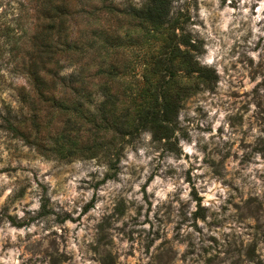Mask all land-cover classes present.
<instances>
[{"label":"clouds","instance_id":"obj_1","mask_svg":"<svg viewBox=\"0 0 264 264\" xmlns=\"http://www.w3.org/2000/svg\"><path fill=\"white\" fill-rule=\"evenodd\" d=\"M0 264H264V0H0Z\"/></svg>","mask_w":264,"mask_h":264},{"label":"trees","instance_id":"obj_2","mask_svg":"<svg viewBox=\"0 0 264 264\" xmlns=\"http://www.w3.org/2000/svg\"><path fill=\"white\" fill-rule=\"evenodd\" d=\"M52 27H53L52 25H48V28H52ZM33 75L35 76V71L33 72ZM37 81H38V83H42L39 80V77H37ZM170 108H171V102L170 101H166L165 102V109H166V111H168ZM148 115H149V113L148 112H145L141 118L142 119H146L148 117Z\"/></svg>","mask_w":264,"mask_h":264}]
</instances>
